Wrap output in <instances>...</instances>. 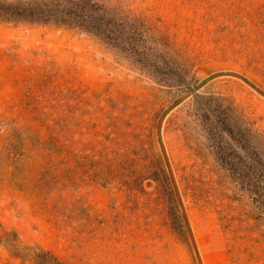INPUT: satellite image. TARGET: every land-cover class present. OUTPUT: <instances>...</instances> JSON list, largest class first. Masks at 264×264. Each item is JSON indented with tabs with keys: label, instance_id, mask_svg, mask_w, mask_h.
Masks as SVG:
<instances>
[{
	"label": "rangeland",
	"instance_id": "374dc122",
	"mask_svg": "<svg viewBox=\"0 0 264 264\" xmlns=\"http://www.w3.org/2000/svg\"><path fill=\"white\" fill-rule=\"evenodd\" d=\"M0 264H264V0H0Z\"/></svg>",
	"mask_w": 264,
	"mask_h": 264
}]
</instances>
